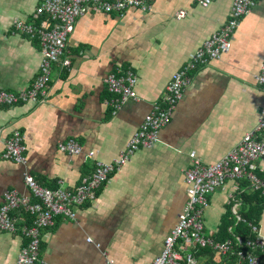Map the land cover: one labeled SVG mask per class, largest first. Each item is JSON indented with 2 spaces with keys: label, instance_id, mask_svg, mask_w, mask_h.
Segmentation results:
<instances>
[{
  "label": "crops",
  "instance_id": "crops-1",
  "mask_svg": "<svg viewBox=\"0 0 264 264\" xmlns=\"http://www.w3.org/2000/svg\"><path fill=\"white\" fill-rule=\"evenodd\" d=\"M234 1L215 0L203 9L198 0H157L152 12L131 9L122 19L117 14L81 17L68 40L72 67L63 66L65 57L55 64L47 101L0 108V208L8 193L30 196L27 173L51 190L63 183L75 192L95 172L96 159L110 163L119 158L167 97L174 74L230 20ZM39 2L0 0V91L18 93L38 76L40 46L14 34L13 24H34ZM180 12L187 17L178 20ZM237 30L231 52L194 74L171 124L161 132V143L138 150L103 186L96 202L78 210L77 221L60 219L55 228L42 231L41 256L48 264H153L161 255L187 202L190 154L195 152L204 165L220 161L258 126L264 112V87L256 80L264 66V0ZM119 70L134 73L139 102L130 101L114 116L104 80ZM15 130L25 138V166L3 158L4 142ZM72 138L84 154L60 151V143ZM257 166L264 174V159ZM251 195L248 181L230 180L212 194L206 235L217 240L223 226L233 233ZM11 216L18 230L0 233V264H17L27 242L22 225L33 221L22 209ZM257 225L264 235V211ZM193 254L199 264H222L211 253Z\"/></svg>",
  "mask_w": 264,
  "mask_h": 264
},
{
  "label": "built area",
  "instance_id": "built-area-1",
  "mask_svg": "<svg viewBox=\"0 0 264 264\" xmlns=\"http://www.w3.org/2000/svg\"><path fill=\"white\" fill-rule=\"evenodd\" d=\"M157 0H40L33 20L29 25L21 21L13 24L14 34L38 42L42 60L37 78L29 86H23L18 93L0 91V108L13 107L22 103L42 104L52 94L54 66L63 59V66L70 69L72 60L66 57L68 40L74 33L77 21L88 14H117L121 19L131 9L152 12ZM215 0H198V5L208 9ZM261 0H235L230 20L215 33L191 57L180 71L174 74L168 87L167 97L157 104L144 121L139 131L128 142L119 158L106 163L96 159L95 172L76 188L75 192L65 190L63 183L52 191L41 186L30 174L24 182L30 196L17 192L8 193L0 208V233L13 234L18 230L12 212L22 209L32 216V224L24 223L22 233L27 239L21 249L17 264H48L41 256L42 231L53 229L60 219L77 221L79 209L86 204L93 205L103 186L118 173L140 149L152 150L161 143V132L172 122L178 106L193 83L194 74L204 66L222 59L231 52L232 38L238 31L242 19L248 16ZM187 17L185 12L177 15L178 20ZM264 87V66L256 76ZM112 100L107 105L113 115L130 101L139 102L135 91L136 77L131 70H119L104 80ZM2 129H0V140ZM25 138L20 130L13 131L4 142L3 158L20 165L27 164ZM60 151L80 156L84 148L77 139L60 143ZM90 156L95 159L96 153ZM190 167L186 170L187 202L179 216V222L166 238L164 249L153 264H199L194 250L206 249L221 257V263L235 259V264H264V235L260 226L239 219L250 229L249 237L232 235V239L218 241L205 232V213L210 205L209 197L221 190L228 180L248 181L252 192L260 193L264 199V174L259 175L257 164L264 159V112L258 126L244 136L239 145L228 152L220 161L204 165L195 152L190 154ZM236 209V208H235ZM233 209L234 214L237 211ZM93 245L92 239H87ZM101 249L100 245H96ZM107 264H114L108 261Z\"/></svg>",
  "mask_w": 264,
  "mask_h": 264
},
{
  "label": "trees",
  "instance_id": "trees-1",
  "mask_svg": "<svg viewBox=\"0 0 264 264\" xmlns=\"http://www.w3.org/2000/svg\"><path fill=\"white\" fill-rule=\"evenodd\" d=\"M259 175H262V173H260V171H259ZM43 187H45V186H43ZM58 188H56V190H58ZM49 190H51V188H49ZM56 190H52V191H56ZM252 194L253 195H251L250 197H248L247 199L244 200V202H243L244 207L242 208V211H241V213H239V215L245 221L252 222L255 224H259L261 216H262L263 211H264V199L260 193L252 192ZM30 223L32 224V222H30ZM232 235L249 237L250 236V229L247 225H245L241 221L237 223L236 229L234 230L233 233H229L227 226H223L221 228V230L219 231V236L217 237V240L218 241H227L228 239H232ZM41 250H42V248H41ZM209 253H211L210 250L200 249V254H202V255L203 254L208 255ZM224 263L225 264H235V259L226 260Z\"/></svg>",
  "mask_w": 264,
  "mask_h": 264
}]
</instances>
